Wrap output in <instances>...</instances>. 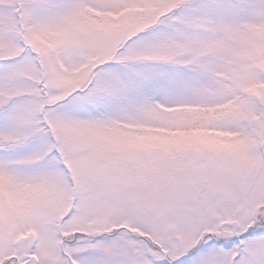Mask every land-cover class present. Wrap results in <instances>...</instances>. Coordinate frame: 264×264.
I'll return each mask as SVG.
<instances>
[{
    "label": "snow or ice",
    "instance_id": "6c2138e0",
    "mask_svg": "<svg viewBox=\"0 0 264 264\" xmlns=\"http://www.w3.org/2000/svg\"><path fill=\"white\" fill-rule=\"evenodd\" d=\"M0 264H264V0H0Z\"/></svg>",
    "mask_w": 264,
    "mask_h": 264
}]
</instances>
